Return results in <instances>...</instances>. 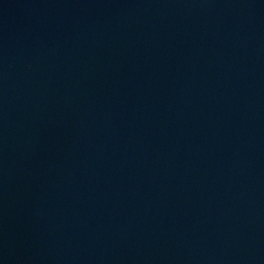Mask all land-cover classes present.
I'll return each mask as SVG.
<instances>
[{"label":"water","instance_id":"water-1","mask_svg":"<svg viewBox=\"0 0 264 264\" xmlns=\"http://www.w3.org/2000/svg\"><path fill=\"white\" fill-rule=\"evenodd\" d=\"M0 264H264V0H0Z\"/></svg>","mask_w":264,"mask_h":264}]
</instances>
